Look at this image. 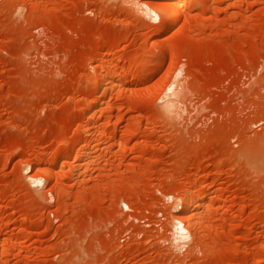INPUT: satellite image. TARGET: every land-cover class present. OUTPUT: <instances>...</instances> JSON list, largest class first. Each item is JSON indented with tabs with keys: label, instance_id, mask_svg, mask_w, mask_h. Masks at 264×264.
I'll return each instance as SVG.
<instances>
[{
	"label": "rangeland",
	"instance_id": "obj_1",
	"mask_svg": "<svg viewBox=\"0 0 264 264\" xmlns=\"http://www.w3.org/2000/svg\"><path fill=\"white\" fill-rule=\"evenodd\" d=\"M159 1L0 0V264H264V0Z\"/></svg>",
	"mask_w": 264,
	"mask_h": 264
},
{
	"label": "bare ground",
	"instance_id": "obj_2",
	"mask_svg": "<svg viewBox=\"0 0 264 264\" xmlns=\"http://www.w3.org/2000/svg\"><path fill=\"white\" fill-rule=\"evenodd\" d=\"M184 2H186V1H184ZM141 4V3H140ZM143 4V3H142ZM145 4V3H144ZM194 3H192V5H193ZM177 3H176V0H162L161 2L159 1V2H157V4H156V9L154 8V10L152 11V14H153V17L155 18V17H159V16H163V19H164V21L165 22H169V24L170 23H175L176 22V20H177V18H178V12H177ZM195 5L196 4H194V7L193 8H195ZM147 6V5H146ZM179 6H181V5H179ZM192 7V6H191ZM191 9V8H190ZM151 14V13H150ZM152 17V18H153ZM154 20V19H153ZM164 25V24H163ZM171 25V24H170ZM159 26H160V24H159ZM148 68V67H147ZM149 69V68H148ZM150 71V70H149ZM147 73H148V71H147ZM104 78V77H103ZM100 80H102V79H100ZM99 80V81H100ZM105 80V79H104ZM103 81V80H102ZM102 84H103V82H102ZM101 84V85H102ZM170 87H171V85H170ZM169 88H167V90H168ZM166 90V91H167ZM179 93V92H178ZM167 95H169L168 94V92H167ZM172 100V99H171ZM167 101V100H166ZM167 105V104H166ZM166 106H163V108H165ZM165 112V111H164ZM166 113V112H165ZM168 114V113H167ZM264 138V137H263ZM41 181H39V180H35V181H33V183H36L37 185L40 183ZM42 183V182H41ZM35 184V185H36ZM197 189L198 190H201L202 189V186H198L197 188H196V191H197ZM196 195V194H195ZM195 195H193V197L192 198H189V199H187V201H186V203H185V206L186 207H189L190 205H191V203H193V201H195L196 199H197V197L195 196ZM197 201V200H196ZM211 201V200H210ZM209 202V201H208ZM206 203V202H205ZM193 205V204H192ZM191 205V206H192ZM194 206V205H193ZM204 207V206H203ZM188 215H190V214H188ZM188 215H186L187 217H188Z\"/></svg>",
	"mask_w": 264,
	"mask_h": 264
}]
</instances>
